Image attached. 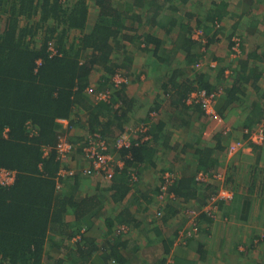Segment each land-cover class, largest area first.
Returning <instances> with one entry per match:
<instances>
[{
	"label": "crops",
	"instance_id": "1",
	"mask_svg": "<svg viewBox=\"0 0 264 264\" xmlns=\"http://www.w3.org/2000/svg\"><path fill=\"white\" fill-rule=\"evenodd\" d=\"M167 2L157 0L156 4L165 6ZM118 3L123 5L120 0ZM196 4L200 6L196 8L198 13L193 8L194 18L190 21L185 16L183 23L190 21L195 25L199 16L210 14L214 8L226 6V13L210 24L204 22L208 30L194 28L191 39L197 43L200 54L195 65L189 64L183 49L173 50L178 29L168 35L171 18L164 11L166 6L155 26L150 23L151 13L143 7H135L134 12L147 17L127 23L128 34L156 37L161 41L159 53L154 52L153 45L135 41L131 46L123 40L113 60L121 65L120 72L125 74L123 71H126L131 81L115 90L108 102H98L87 90H108L112 88L111 82L109 87L98 88L101 71L95 70L91 75L86 91L95 103L109 107L102 120L114 127L108 137L98 133L107 141L111 157L124 166L121 153L127 149L115 145V140L121 138L129 141L130 149L149 145L150 155L143 163L134 165L129 176L134 188L123 200L111 197L109 188L113 179L110 181L106 175L86 178L80 174L79 171L90 164L85 152L89 134L85 127L72 129L67 120H59L64 137L75 141L69 139L75 146L70 161L73 166L68 162L66 166L77 169L74 175L83 179L70 176L60 181L62 186L57 191L66 193L73 189L77 197L97 194L101 208L94 209L87 216L86 225L82 223V228H78L80 231L76 234L81 237L68 240L53 235V242L46 245L44 264H167L168 260L175 264H264V144L255 145L249 133L264 127V0H199ZM192 5L187 7L192 10ZM187 12L181 10L178 14L184 16ZM235 40L240 43L237 52L233 50ZM126 60L132 62L128 68L123 67ZM198 64H201L199 68ZM223 69L224 74L220 75ZM174 71L181 76L175 83L171 80ZM201 71L208 73L213 91L220 92L213 109L223 120L222 124L211 119L200 105L197 107L198 104L187 101L199 89L186 96L185 106L172 103L175 84H183ZM237 73L240 81H236ZM233 88L239 91L230 95ZM122 89L128 98V108L116 96ZM159 123L165 126L160 139L154 141L159 134L156 127ZM238 141L251 146L229 158L228 147ZM193 144L202 150L211 148L218 155L220 163L215 174L199 169ZM169 171L177 180H196L199 174L208 175L207 181L198 183L207 187L208 196L221 189L233 195L231 200L221 201L212 215L208 212L200 215L201 229L193 238L183 236L189 229L185 211L194 208L200 212L206 206L201 208L200 199L163 206L158 196L162 180ZM161 209L164 216L159 218L156 212ZM123 218L127 221L120 222ZM72 221L74 216L69 215L67 222ZM108 221L114 223L113 229H109ZM123 228L129 233L116 239ZM70 232L72 229L68 230ZM77 243L81 249H77Z\"/></svg>",
	"mask_w": 264,
	"mask_h": 264
},
{
	"label": "trees",
	"instance_id": "2",
	"mask_svg": "<svg viewBox=\"0 0 264 264\" xmlns=\"http://www.w3.org/2000/svg\"><path fill=\"white\" fill-rule=\"evenodd\" d=\"M156 1L125 0L121 5L118 0H0V22L3 17L6 19L5 28L0 29V168L16 174L12 185L0 184V264H44L46 245L53 242L52 237L59 235L68 240L81 237L76 233L82 228V223L86 225L87 216L94 209L101 208L97 194L77 197L73 189L66 193L57 191V176L65 167L57 160L56 146L64 136L59 120H67L72 129L85 127L89 135L97 132L105 137L113 133V124L102 120L109 107L95 103L86 90L95 70L102 73L98 88L104 89L109 87L112 76L123 69L113 60V54L121 48L123 40L131 46L135 41L153 45L154 52L161 47V41L151 35L135 37L128 34L127 23L147 17L144 13L134 12L135 7H143L153 15L150 21L153 26L159 24L164 5L156 4ZM198 1L168 0L167 4L164 3L171 18L167 26L168 35L178 29L173 50L179 52L183 49L190 65H195L200 58L197 43L191 39L194 28L208 30L204 22L210 24L226 13L224 5L218 10L214 8L191 25L190 21L195 16L192 11L193 8L197 11ZM191 3V12L184 16L178 14L180 9ZM185 16L190 20L187 23H183ZM89 24L93 26L89 28ZM74 32H79V35L73 36ZM50 43L56 48L55 55L49 50ZM131 63L126 60L123 67L128 68ZM221 72L220 75L224 74V69ZM171 77L175 83L181 76L174 71ZM241 79L244 82V78ZM237 80L240 81L239 73ZM175 85L172 103L177 102L181 106H185L186 96L193 90L215 92L206 71L194 73L183 84ZM233 89L230 95L239 91ZM116 96L128 108V98L123 89ZM164 126L163 123L157 124L159 134L154 141L160 139ZM65 139L75 142L71 137V141ZM192 147L196 149L194 155L199 169L210 172L209 175L215 174L220 162L213 149L202 150L195 144ZM126 149L121 153L124 166L115 161L110 179H113L109 188L111 197L116 200H123L134 188L129 177L133 167L150 155L148 144ZM80 174L86 178L104 175ZM74 176L76 180L83 179ZM68 179L70 177L60 181ZM162 182L161 186L165 184L164 179ZM198 183L202 181L176 179L169 187V194L175 195L181 204L200 199L203 202L201 208L207 207L216 193L208 196L207 187ZM192 210L198 214L194 221L198 230L193 232V224L189 223L186 227L189 229L184 231L186 239L199 234L201 224L198 219L207 213L205 208L200 212ZM69 215L74 216L70 223L67 222ZM186 219L190 221L187 214ZM126 221V218L120 219V222ZM108 227L113 229L114 223L108 221ZM71 229L72 232L68 233ZM188 232L192 234L189 236ZM127 234L119 233L116 239ZM75 246L81 249L78 243Z\"/></svg>",
	"mask_w": 264,
	"mask_h": 264
},
{
	"label": "built area",
	"instance_id": "3",
	"mask_svg": "<svg viewBox=\"0 0 264 264\" xmlns=\"http://www.w3.org/2000/svg\"><path fill=\"white\" fill-rule=\"evenodd\" d=\"M197 39V38H195ZM198 40V39H197ZM235 47L233 48L234 52L238 51L239 47V40H235ZM49 50L52 55L56 54V48L54 47L53 43H50ZM201 66V64L197 65ZM215 66V65H212ZM130 78L125 75L124 73L118 71L115 75L111 78V85L112 88L108 89L106 91H98L95 92L93 89H88L91 94L94 95V98L98 102H108L110 101L112 94L115 90H118L122 85L130 83ZM220 96V92H207L206 90H201L198 92H194V94H191L188 98V102L195 103L201 106V108L206 112V114L211 118L217 121L218 123L222 124L223 120L218 117L216 112L213 109V105L215 104L216 100ZM246 132H249L248 130ZM251 133V140L255 145H263L264 144V127H260L254 131L249 132ZM250 140V141H251ZM115 145L118 148H128L130 147V143L127 139H118L115 140ZM251 145H247V143L243 141H238L236 143L231 144L227 149V156L229 158L234 157L236 154H238L240 151H243L250 147ZM74 144L68 142L64 136L60 138V141L58 142L56 146V151L58 155V161L61 162V164L65 167H62L60 172L57 176V190H60L61 183L60 179H63L65 177H70L75 174V172L68 166H66V162L69 163L71 161V155L74 151ZM85 152L87 157L89 158L90 164L81 169L79 172L88 175V174H100L103 173L106 175L107 179H111L113 177V170H114V162L115 160L111 157L109 153V146L107 144L106 140H103L101 138L100 134H91L87 137L86 143H85ZM49 152V151H47ZM46 152V153H47ZM121 166L120 163H117ZM164 182L165 184L161 186L160 193L158 198L161 201H165L164 198H168L169 203L177 202L179 203V200L176 201L175 196L173 194H169V187L173 184V182L176 180V177L174 174H166L164 176ZM199 181L205 182L208 179V175L199 174L198 178ZM16 180V174L14 171H10L9 169L0 168V184L4 186L12 185ZM165 196V197H164ZM233 197L232 193L226 189H221L217 194L213 195L208 206L206 207L205 211L208 212L209 215H212V211H215L217 206L221 201L231 200ZM167 199V200H168ZM165 204H168L165 202ZM188 217L190 218L189 223L193 224V232H197L196 223L194 222L196 217L198 216L197 212L194 210H191L187 213ZM157 216L159 218L164 216V211L158 210ZM128 229H122L120 233L127 234ZM189 236L192 234V232H188ZM184 236V232H183ZM167 264H175L172 260H168Z\"/></svg>",
	"mask_w": 264,
	"mask_h": 264
},
{
	"label": "rangeland",
	"instance_id": "4",
	"mask_svg": "<svg viewBox=\"0 0 264 264\" xmlns=\"http://www.w3.org/2000/svg\"><path fill=\"white\" fill-rule=\"evenodd\" d=\"M66 1H68V0H66ZM120 1H121V3L124 2V0H120ZM90 6H92V4H90ZM164 7H165V6H164ZM185 8H187V9H185ZM196 8H197V7H196ZM197 9H198V8H197ZM181 10H182L183 12H185L186 10L189 12L191 9H190L189 7H184V8H182V9H180V11H181ZM164 11H167V10H166V7H165V10H164ZM167 12H168V11H167ZM168 14H169V12H168ZM0 15H1V14H0ZM1 16H2V15H1ZM5 26H6V20H5V17H3V18H2V21L0 22V29H1V30L4 29ZM78 35H79V32H74V33H73V36H78ZM123 72L126 73V71H123ZM145 76H146V75H145ZM146 79H147V76H146ZM146 79H145V80H146ZM145 80H144V81H145ZM93 91H94V90H93ZM104 91H106V90H104ZM95 92H96V91H94V93H95ZM78 137H80V136H77V138H78ZM86 139H87V137H86ZM71 162H72V161H71ZM71 162L69 161V163H68L69 166L72 165ZM70 163H71V164H70ZM72 166H73V165H72ZM70 168L75 172V174L77 173V171H78L77 169L72 168V167H70ZM159 193H160V191H159ZM159 197H160V196H159ZM164 197H165V196H164ZM167 199H168V198H166V199L164 198L165 201H162V202H161L163 206L165 205V202L168 203V204L170 205V203H169V200H170V199H168V200H167ZM179 203H180V202H179ZM168 204H167V205H168ZM192 209H194V208H188V209H186V211H185V215H186L189 211H191ZM156 215H157V212H156Z\"/></svg>",
	"mask_w": 264,
	"mask_h": 264
}]
</instances>
